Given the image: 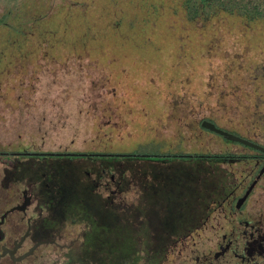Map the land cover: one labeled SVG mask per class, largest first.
Listing matches in <instances>:
<instances>
[{
    "label": "rangeland",
    "instance_id": "obj_1",
    "mask_svg": "<svg viewBox=\"0 0 264 264\" xmlns=\"http://www.w3.org/2000/svg\"><path fill=\"white\" fill-rule=\"evenodd\" d=\"M28 1L44 13L40 25L48 31H40V39L35 30L26 40L25 50L33 51L28 61L9 47L0 54V151L145 154L159 146L173 154L231 156L56 159L63 181L100 212L94 218L100 225L113 226L112 199L122 207L136 200V186L127 190L134 173L138 180L150 171L153 178L178 172L183 179H209L254 167L253 159L237 156L257 151L204 129L201 121L264 146V22L228 14L189 22L178 0ZM21 2L0 0L7 7ZM20 160L26 161L0 156L2 211L16 193L3 181L6 169ZM118 168L128 181L121 197L95 189L103 171L106 183ZM64 226L60 242L67 244L87 227L74 219ZM51 252L58 260L65 251Z\"/></svg>",
    "mask_w": 264,
    "mask_h": 264
},
{
    "label": "flooded vegetation",
    "instance_id": "obj_2",
    "mask_svg": "<svg viewBox=\"0 0 264 264\" xmlns=\"http://www.w3.org/2000/svg\"><path fill=\"white\" fill-rule=\"evenodd\" d=\"M247 147L258 154L237 157L256 163L239 176L232 172L222 178L183 179L176 172L174 178H153L150 171L138 180L134 173L127 190L136 186V200L126 207L119 199L111 200L114 223L102 227L97 243L89 239L88 219L100 217V212L89 210L88 201L57 170L56 159L66 154L0 151V156L26 159L6 169L10 176L3 180L16 193L4 201L10 206L0 210V264H264V152ZM176 155L173 160L201 158ZM119 168L106 183L102 170L95 189L103 187L107 196L121 197L128 181ZM73 219L87 227L69 244L61 243L66 239L64 225ZM10 221L16 224L6 228ZM110 228L112 239L104 246L101 241ZM52 248L65 251L61 259L50 258Z\"/></svg>",
    "mask_w": 264,
    "mask_h": 264
},
{
    "label": "trees",
    "instance_id": "obj_3",
    "mask_svg": "<svg viewBox=\"0 0 264 264\" xmlns=\"http://www.w3.org/2000/svg\"><path fill=\"white\" fill-rule=\"evenodd\" d=\"M178 3L183 11L185 19L189 22L204 23L214 17L219 16L220 14L234 15L245 20L248 23L254 21L264 22V0H178ZM0 9V28L5 29L2 30L5 33L7 32L6 36L2 35L3 38H1L2 36L0 34V54L5 52V50L7 52H10L11 50H7L4 48L9 47L11 49H14L16 53L20 54V60L28 61L30 58H32L33 51L25 50L24 45L26 40L35 35V30L37 32L35 36L38 37L39 35H42L40 34V31L43 32L44 35L48 31L43 28V25H40V22L43 21L45 18L44 13L39 12V10H36L35 5L28 0H24V3L21 2L11 4L8 7L1 5ZM39 14L42 16V18H38L37 15ZM156 148H158L156 152L145 154H108L74 152L71 154H67L66 156L74 158H110L114 161H116L115 158L141 157L145 159H172L173 157H177L176 154L160 151L159 146H156ZM180 157L187 156L180 155ZM199 157L224 160L227 159L229 156L226 154H216L200 155ZM78 221H81V219H78ZM88 221L90 227L88 233L89 239L90 241L97 243L99 241L101 229L103 226L100 225L97 220H94L92 218H89ZM104 234L112 239V228H110V231H106Z\"/></svg>",
    "mask_w": 264,
    "mask_h": 264
},
{
    "label": "water",
    "instance_id": "obj_4",
    "mask_svg": "<svg viewBox=\"0 0 264 264\" xmlns=\"http://www.w3.org/2000/svg\"><path fill=\"white\" fill-rule=\"evenodd\" d=\"M201 126L204 128V129H207L208 131H211V132H214L218 135H220L221 137H223L224 139L228 140V141H232V142H238V143H241L243 145H246V146H250V147H253L259 151H262L264 152V146L262 145H259L255 142H252L246 138H243L239 135H236L230 131H227L225 129H222L220 127H218L216 124H214L213 122L211 121H208V120H202L201 121ZM2 231L0 230V239L2 238Z\"/></svg>",
    "mask_w": 264,
    "mask_h": 264
}]
</instances>
